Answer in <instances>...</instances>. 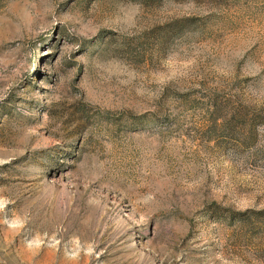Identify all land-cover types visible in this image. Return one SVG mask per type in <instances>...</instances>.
Returning <instances> with one entry per match:
<instances>
[{
	"label": "rangeland",
	"instance_id": "rangeland-1",
	"mask_svg": "<svg viewBox=\"0 0 264 264\" xmlns=\"http://www.w3.org/2000/svg\"><path fill=\"white\" fill-rule=\"evenodd\" d=\"M1 264H264V0H0Z\"/></svg>",
	"mask_w": 264,
	"mask_h": 264
},
{
	"label": "water",
	"instance_id": "water-1",
	"mask_svg": "<svg viewBox=\"0 0 264 264\" xmlns=\"http://www.w3.org/2000/svg\"><path fill=\"white\" fill-rule=\"evenodd\" d=\"M1 264V263H0Z\"/></svg>",
	"mask_w": 264,
	"mask_h": 264
}]
</instances>
